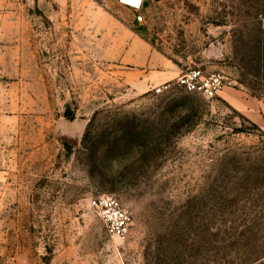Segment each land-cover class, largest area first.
Returning <instances> with one entry per match:
<instances>
[{"label":"rangeland","instance_id":"rangeland-1","mask_svg":"<svg viewBox=\"0 0 264 264\" xmlns=\"http://www.w3.org/2000/svg\"><path fill=\"white\" fill-rule=\"evenodd\" d=\"M155 57L264 97V0H0V264H264V129Z\"/></svg>","mask_w":264,"mask_h":264},{"label":"built area","instance_id":"built-area-1","mask_svg":"<svg viewBox=\"0 0 264 264\" xmlns=\"http://www.w3.org/2000/svg\"><path fill=\"white\" fill-rule=\"evenodd\" d=\"M119 0L130 9H143L147 0ZM177 84L190 93H199L206 98H215L225 87L226 79L222 75H205L201 70H191L177 79ZM168 85L154 89L157 94L162 93ZM91 207L105 224L108 233L116 237H125L131 225V216L113 197L103 194L92 200Z\"/></svg>","mask_w":264,"mask_h":264},{"label":"crops","instance_id":"crops-1","mask_svg":"<svg viewBox=\"0 0 264 264\" xmlns=\"http://www.w3.org/2000/svg\"><path fill=\"white\" fill-rule=\"evenodd\" d=\"M156 58V57H155ZM152 60V59H151ZM150 60L138 71V80L133 83V90L139 93L152 91L155 87L170 83L181 75V72L172 64L165 61L161 63V70L156 60ZM154 61L156 63H154ZM156 69V70H155ZM246 117L253 124L264 129V97L251 96L249 93L229 87H224L217 95Z\"/></svg>","mask_w":264,"mask_h":264},{"label":"trees","instance_id":"trees-1","mask_svg":"<svg viewBox=\"0 0 264 264\" xmlns=\"http://www.w3.org/2000/svg\"><path fill=\"white\" fill-rule=\"evenodd\" d=\"M253 96L260 97L259 95H254V94H253ZM262 96H264V95H262ZM67 118H68L69 120H72V119H73V116H70V115L68 116V115H67ZM87 138H88V136L85 134V136H84V138H83V141H82L84 146H86V144H87ZM158 264H159V263H158Z\"/></svg>","mask_w":264,"mask_h":264}]
</instances>
